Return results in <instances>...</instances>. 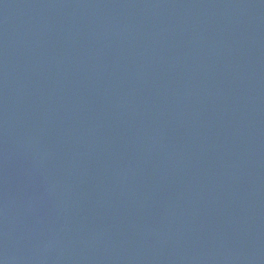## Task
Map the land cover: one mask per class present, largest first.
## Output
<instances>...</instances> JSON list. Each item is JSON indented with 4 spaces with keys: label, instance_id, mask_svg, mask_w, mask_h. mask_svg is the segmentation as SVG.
Wrapping results in <instances>:
<instances>
[{
    "label": "water",
    "instance_id": "obj_1",
    "mask_svg": "<svg viewBox=\"0 0 264 264\" xmlns=\"http://www.w3.org/2000/svg\"><path fill=\"white\" fill-rule=\"evenodd\" d=\"M0 264H264V0H0Z\"/></svg>",
    "mask_w": 264,
    "mask_h": 264
}]
</instances>
